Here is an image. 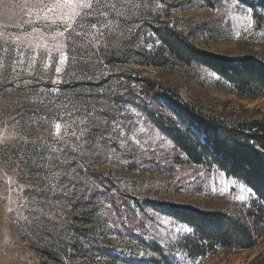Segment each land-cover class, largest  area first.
<instances>
[{
  "label": "rangeland",
  "instance_id": "rangeland-1",
  "mask_svg": "<svg viewBox=\"0 0 264 264\" xmlns=\"http://www.w3.org/2000/svg\"><path fill=\"white\" fill-rule=\"evenodd\" d=\"M24 3L25 0H0V33L3 34L0 36V43L16 35H20L23 42L27 43L24 32L20 31L23 28L31 32V27L23 23L29 19L22 11ZM192 3L185 4L184 10L174 15L184 18L183 24L197 27L196 43L199 47L226 55L261 49L250 44L253 40L258 41L261 38L258 33H254V24L250 32L243 30L246 21L243 19L244 12L236 6L239 3L234 0H214L209 4L193 0ZM243 8L247 9L244 6ZM236 32L240 33L239 37L236 36ZM209 34L218 35V38L205 39ZM69 55L70 60L60 74L55 72V65L50 69H44L40 60L31 71L18 70L19 74L10 71L0 72V130L5 126L12 128L18 121L23 129L19 134L26 136L29 141H36L35 145L24 141L0 144V264H53L34 251L40 244L35 239L27 237V232L45 231L49 222H57L62 226L67 216L77 217L73 222L78 223L83 220L78 207L71 208V205H67L73 203L80 193L66 196L61 192L42 191L49 181L45 179L46 173L40 167L46 160H41L38 155V153H42L45 157L48 155L41 145L51 142L56 122L55 115L61 105L74 103L86 106L88 109H104V112L97 111L100 113L99 117H107L102 115L103 113L109 114L107 110L110 105L96 99L97 94H102L103 87L100 83L102 73L87 70L80 65L84 54L75 51ZM136 67L142 77L165 82L172 88L179 89L182 96L190 102L202 105L213 112H238L245 109L254 112L257 117H264V97L246 99L219 91L214 87L216 77L205 70ZM57 75L65 82L53 85L52 80ZM25 81L30 83L25 84ZM54 86L59 88L60 95L52 94L44 97L41 102L44 92L50 91ZM50 100H54L57 107H53L49 103ZM119 111L122 112L123 108L121 107ZM97 112L94 116H97ZM126 115L130 116V114ZM147 126L146 124L145 127ZM139 127L137 125L135 136L143 141L147 137L139 131ZM110 132L109 122V131L105 132V136ZM39 137L44 139L37 140ZM112 139V147L116 151L113 153L108 150V159H104L102 155L99 161H96L98 158L85 159L80 163L85 164L96 174L98 172L102 174L101 184L98 185L94 198L105 195L113 199L114 203L104 199L101 210H93L90 222H94L97 218L99 221H106L105 227L101 226L100 231H96L95 234L99 238L105 236L113 240L116 252L126 254L131 248L136 251L141 250L140 247L132 245L135 244L134 241H129L125 237V240L121 239L128 228L133 227L136 229V235H142L148 242H156L167 252L171 251L170 245L173 244L176 236L186 234L183 231H175L176 228L185 226L173 220L169 225L158 223L156 213L137 206V202L142 199H165L179 205L209 210L219 209L233 215H237L239 210L252 199V194L241 191L239 187L241 184L237 182L229 183L228 191H224L222 181L234 180L227 178L215 168L188 163L185 156L180 154L166 137L165 148L160 149V141L157 140L154 146L148 147L147 155L143 151L146 147L144 145H138L133 141L121 149L118 146V137L113 136ZM152 147H155L156 155H153ZM68 159L72 160V156ZM75 168L76 163L73 161L71 168L64 166L62 170L71 173ZM74 175L75 180L80 183H85L86 180V185L82 188L87 189L86 186L92 180L86 178L83 171H77ZM8 177L13 179L11 191L8 190ZM58 183L66 185L67 190H72L71 184L66 179L61 178ZM241 195L245 196V200L236 198ZM23 205L27 207H22ZM8 208H12L13 211L9 212ZM146 213L151 215V219H148ZM21 216L27 217L30 223L20 219ZM159 218L163 220L166 217L159 215ZM113 223L121 224V227L118 229L109 227ZM260 253H264V236L261 243L252 250L231 254L221 253L202 264H253L252 260ZM65 256L58 264L86 261V258L81 255L77 257L70 250ZM175 259L181 264H201L190 261L181 253H177ZM105 260L104 257L93 259L96 264Z\"/></svg>",
  "mask_w": 264,
  "mask_h": 264
},
{
  "label": "trees",
  "instance_id": "trees-1",
  "mask_svg": "<svg viewBox=\"0 0 264 264\" xmlns=\"http://www.w3.org/2000/svg\"><path fill=\"white\" fill-rule=\"evenodd\" d=\"M192 1L128 0L129 3L144 6L126 9L127 20H122L113 32L105 34L98 51L88 45L78 47L75 51L84 54L83 62H80L83 68L107 73L104 76L101 74L103 88L102 94H97V100L111 105L112 101L108 98L112 93H117L115 99L120 100L118 94L128 89L131 104V97L135 95L131 89L135 85L147 101L173 113L175 120L166 121L141 106L142 111L151 117L150 122H154L156 129L171 141L188 163L215 168L227 178L251 188L252 199L237 215L219 209L179 205L165 199H142L137 202L138 207L148 208L192 228L193 232L176 236L170 245L171 251L167 252L156 242H148L142 235H136L133 227L128 228L121 239L134 241L132 245L140 247V251L156 253L153 257L129 258V252L138 251L131 248L126 254L116 252L113 240L105 236L99 238L95 234L107 223L98 218L90 222L92 213L101 210L104 199L114 202L111 196L94 198L97 187L95 190L89 189L93 188V181L95 185L101 184L102 174L87 168L88 175L85 177L92 181L86 186L87 189L79 192V196L88 198H77L67 204L71 208L78 207L83 220L77 223L73 222L77 217L67 216L62 226L57 222H49L45 231L27 232V237L40 244L34 251L41 258L58 264L70 250L77 257L81 255L86 258V261H72L71 264H96L93 261L96 257L106 258L100 264H144L141 261L144 259L148 264H181L175 259V255L181 253L190 261L202 264L218 254L249 251L261 243L264 236V117H257L254 112L245 109L238 112H213L190 102L179 89L165 82L142 77L136 67L202 69L216 77L214 87L219 91L246 99L264 97V17L257 14L264 9V0H234L246 8H253L254 33L261 36L258 41L250 42L251 45L259 46V51L235 55L209 51L197 45V27L183 24L184 18L174 15L183 11L185 4H193ZM200 1L209 4L214 0ZM157 4L162 7L157 8ZM136 25L139 27L136 28ZM129 28L135 30L129 33ZM104 42L107 49L103 46ZM145 44H152L153 47L148 48ZM99 114L97 112V117ZM197 131L206 140L199 138ZM84 181L79 183L80 188L86 185ZM121 198L124 199L123 196ZM252 261L253 264H264V253Z\"/></svg>",
  "mask_w": 264,
  "mask_h": 264
},
{
  "label": "snow or ice",
  "instance_id": "snow-or-ice-1",
  "mask_svg": "<svg viewBox=\"0 0 264 264\" xmlns=\"http://www.w3.org/2000/svg\"><path fill=\"white\" fill-rule=\"evenodd\" d=\"M142 6L144 5L129 3L128 0H25L22 11L29 19L23 21V23L31 27V32H27L23 28L20 29V31L24 32L27 43L23 42L20 35L13 36L11 39H4L0 43V53H2L0 54V72L10 71L19 74V72L31 71L34 69L37 61L40 60L43 63L44 69H50L55 65V72L60 74L64 71V66L70 60V53L75 52L78 47L84 45L91 46L95 51H98L102 46L105 34L113 32L115 28L120 26L122 20H127L125 10ZM236 6L240 7L244 12L243 19L246 21V27L243 29L244 32H250L255 23L252 18L253 8L244 9L242 4H237ZM156 7L160 8L162 5L157 4ZM257 14L264 17V9L259 10ZM135 27L138 28L139 25ZM134 30V28H129L128 32L132 33ZM2 35L0 33V36ZM236 36L239 37L240 33L236 32ZM217 38L218 35L212 34L205 37V39ZM103 46L107 49L106 42L103 43ZM147 47L152 48L153 45L148 44ZM72 59L74 61V57ZM106 74L102 73V76ZM63 82L65 80H62L59 75L52 80L53 85ZM28 83L30 82L25 81V84ZM41 91L44 92L43 89ZM131 92L135 93L131 97V105L129 104L128 89L118 94L121 97L120 100L115 99L117 93H112L109 96L108 99L112 103L107 110L109 112L107 117L94 116L95 112H104V109H88L86 106L74 103L71 105L63 104L59 107L55 115L56 122L54 123L51 142L41 145L43 151L47 152L48 155L45 157L42 153H38L41 160H46L40 167L46 173L45 179L49 181L42 191L48 193L61 192L66 196H74L79 192H83L84 189L78 186L80 182L75 180L74 175L77 171H83L85 176L88 175L87 166L80 163V161L97 159L102 155L104 159H108V150L113 153L116 151L112 147L113 136L118 137V146L121 149L133 141L138 145L146 146L143 149L145 155H147L148 147L154 146L157 140L160 141V149L166 147L165 137L160 131H157L154 122H150L151 117L145 111H142L141 106L146 107L152 115L162 117L166 121L169 119L175 120L173 113L147 101L140 95V91L135 85L132 86ZM52 94L60 95L59 88L54 86L50 91L44 92L41 102H43L44 97ZM49 103L53 107H57L54 100H50ZM121 107L123 108L122 112L119 111ZM126 114H130V116ZM51 118L49 117V119ZM109 122L111 132L105 136V132L109 131ZM146 124L148 125L147 127H145ZM177 124L179 125V122ZM137 125L140 126L139 131L147 137L143 141L137 139L135 136ZM22 131L23 129L20 127L18 121L13 124L12 128L5 126L3 130H0V144L7 145L12 141H24L25 143L35 145L36 141H29L26 136L19 134ZM197 136L202 140H206V137L199 133V131H197ZM43 139V137L37 138V140ZM152 151L153 155H156L155 147H152ZM69 156H72V160L68 159ZM73 161L76 163V168L72 169L71 173L62 170L64 166L71 168ZM61 178L66 179L71 184L72 190H67L66 185L58 183ZM7 180L9 184L8 190L11 191L13 179L12 177H8ZM222 183H224L223 190L228 191L229 183L234 184L236 182L222 181ZM92 184L93 188L89 189L90 191L98 187L94 181ZM239 187L241 191H246L250 195L253 194L251 188H245L244 185H239ZM21 190L23 189L21 188ZM77 198L87 199L88 197L77 195ZM236 198L245 200V196L243 195ZM22 207H27V205H23ZM109 210H111V206H109ZM8 211L11 212L13 209L8 208ZM104 215H107V213H104ZM146 215L148 219H151V215L147 213ZM155 215L157 222L160 224L169 225L172 223L167 218L161 220L158 214ZM20 219L30 223L27 217L21 216ZM109 227L118 229L121 227V224L113 223ZM175 231L192 233L193 229L178 227ZM155 255V252L146 251L128 253L129 258H145ZM141 261L144 264H148L146 259Z\"/></svg>",
  "mask_w": 264,
  "mask_h": 264
}]
</instances>
